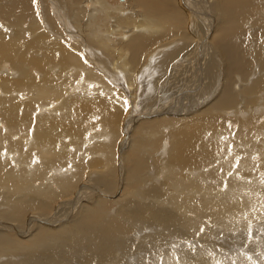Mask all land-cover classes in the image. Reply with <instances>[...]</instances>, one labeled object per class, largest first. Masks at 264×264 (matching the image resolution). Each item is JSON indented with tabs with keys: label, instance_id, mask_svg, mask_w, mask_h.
I'll return each mask as SVG.
<instances>
[{
	"label": "bare ground",
	"instance_id": "bare-ground-1",
	"mask_svg": "<svg viewBox=\"0 0 264 264\" xmlns=\"http://www.w3.org/2000/svg\"><path fill=\"white\" fill-rule=\"evenodd\" d=\"M11 15L18 36L0 32V264H30L23 249L38 264H68L74 246L89 250L84 264H264V0H0ZM150 95L118 156L123 113ZM149 166L146 179L165 174L205 202L174 196L176 212L161 209L156 185L136 199ZM90 191L94 203L79 205ZM58 211L78 216L36 214ZM218 215L223 231L248 233L189 241L201 217ZM40 222L60 230L24 240L21 224ZM146 229L188 242L141 248L154 238Z\"/></svg>",
	"mask_w": 264,
	"mask_h": 264
},
{
	"label": "rangeland",
	"instance_id": "rangeland-1",
	"mask_svg": "<svg viewBox=\"0 0 264 264\" xmlns=\"http://www.w3.org/2000/svg\"><path fill=\"white\" fill-rule=\"evenodd\" d=\"M209 1V4H211V2H212V0H208ZM51 6V5H50ZM178 7H179V5H178ZM139 10H140V7H137ZM180 8V7H179ZM141 11V10H140ZM263 15V13H262V11L260 12V15L258 14V15H256V16H258V17H260L261 18V16ZM2 18V19H1ZM255 19H257V18H255ZM259 19V18H258ZM3 20H5V21H3ZM15 22V18H14V15H11L10 17H8V18H3V17H1L0 16V22H2V23H0V32L2 31L3 33H4V35L5 34H7V37H9V38H13V37H17L18 36V34H17V32H15L14 31V27H12V26H14V24H10V23H12V22ZM10 22V23H9ZM5 24V25H4ZM10 25H11V27H10ZM255 25H257V24H254V26H253V28H255ZM3 27V28H2ZM256 28H257V26H256ZM3 29V30H2ZM5 30V31H4ZM127 33H129L130 32V30H128V31H126ZM134 32V31H133ZM126 33V34H127ZM127 36H129L128 34H127ZM128 38V37H127ZM178 45H176L175 47H177ZM163 49H165V48H163ZM167 53V51H163V50H161L160 52H159V55L161 56V55H165ZM150 58H156V56H155V53L154 54H152L151 55V57ZM15 61H18L17 59H15ZM152 96L150 95V96H147V97H145V99L142 101V102H140V105H138V108H137V105L136 106H134V105H132V107H131V105H130V107L128 108V110H126V113H123V115H122V118H121V124H120V130H121V137L124 139H122L121 137H120V139H119V143L120 144H118V148H117V150H118V152H117V154L119 153V150H122V149H124L126 146H127V142L128 143H130V141L137 135V133H136V131L134 132V128H135V126L138 124L137 122H139V120L140 119H138L135 123H134V128L131 126L127 131H126V123H128V126L129 125H131V124H133V122H132V120H131V118L133 117V113L134 112H132L134 109H136L137 110V113H139L140 115H141V113H142V107L148 102V100L151 98ZM126 98H129V97H127L126 96ZM148 99V100H147ZM188 107V106H187ZM127 116V117H126ZM130 116H132V117H130ZM150 117H152V116H150ZM153 117H155V116H153ZM125 118H126V120H125ZM129 121H131V122H129ZM124 120L126 121V122H124ZM128 121V122H127ZM139 126V125H138ZM139 128V127H138ZM137 130V129H136ZM132 134V135H131ZM126 138V139H125ZM128 139H130V140H128ZM121 140V141H120ZM124 141V142H123ZM126 141V142H125ZM121 142H123V146H122V143ZM120 146V147H119ZM122 146V147H121ZM120 148V149H119ZM118 156H121L120 154H118ZM118 158V159H117ZM116 158V161L117 160H119V158H121V157H117ZM148 162H150V160H148ZM120 163V162H119ZM151 163V162H150ZM152 164V163H151ZM93 172L91 173L92 175H93V178H94V184L95 185H99V183H98V177H99V173H98V171L97 170H93V169H91ZM151 171V168H150V166H149V168L147 167V168H145V171H144V173L142 174V175H140V176H138L139 178H140V181H137L138 180V178H131L130 177V175L129 176H127V182L129 181V182H131V183H135L136 181L137 182H139L138 183V185H139V188L141 189V191H140V195H138V197L136 198V199H141L142 198V195H141V192L142 191H146L149 187H152V186H154V185H156V186H158V187H160V190H161V194H162V199H163V202H161V203H159L158 205H159V207L161 208V209H166V210H169V211H171V212H176L175 210H173L172 209V207L170 206L171 205V203H170V201L172 200L171 198H173L174 196H177V198H189V197H192L195 201H197V204H202V203H204L205 202V200L203 199L202 200V196L200 195V193H204V192H190L188 189H186V188H184L183 186H179V185H168V184H166V175L165 174H162V176H161V174H160V178H158V181H151V180H148V179H151V177H149V175H150V173H151V175H153L152 174V171ZM150 172V173H149ZM90 174V175H91ZM127 174H129V173H127ZM94 175H96V176H94ZM143 175H145L144 177H143V180L141 179V177L143 176ZM120 175H117V178H118V180L120 179V177H119ZM97 177V178H96ZM128 177H130L131 179H129ZM146 178H148V179H146ZM97 179V180H96ZM90 180V179H89ZM92 180V179H91ZM90 180V181H91ZM146 180V181H145ZM97 181V182H96ZM133 181V182H132ZM145 181V182H144ZM121 182H123V181H121ZM120 182V183H121ZM140 184H141V186H140ZM244 188L246 189V191H247V194H250V190H249V188H246V186H244ZM178 189V190H177ZM3 190H7V189H3ZM226 190V188H225V185H220V186H218V187H216L213 191L214 192H223V191H225ZM118 191H119V189H118ZM91 192V191H90ZM179 192H181V195H179ZM93 192H91V193H89L86 197H83L82 198V200H81V203H79V205H82V204H89V201L92 203H94V197H92L93 195L95 196V194H92ZM121 193V192H120ZM92 194V195H91ZM85 195V194H84ZM103 194H100V195H97L98 196V198H95V201H97V199H100V198H103V196H102ZM119 193L117 194V196L115 195V197H119ZM141 196V197H140ZM107 197V196H106ZM250 198H253L252 197V195L250 194ZM69 199H70V197H69ZM233 202L234 203H236L238 200H242V198L240 197V196H238L237 194L233 197ZM5 201V197L3 196V198H2V201L0 200V204H3V202ZM2 202V203H1ZM61 202V201H60ZM252 203H254V201H251ZM142 203V202H141ZM168 204H170V205H168ZM78 207V205H75L74 206V208H77ZM1 209H4L3 207H0V210ZM60 210V209H59ZM75 212V211H74ZM78 213V212H77ZM77 213H72V214H70V213H68V214H66V213H61L60 214V212L58 211V213L57 214H55V212L54 213H48V214H42L41 212H38V213H36L38 216H42V217H46V216H49L50 218H53V217H60L61 219L62 218H64V217H67V216H69L70 215V217H68L67 219H69V220H74L77 216H78V214ZM72 217V218H71ZM224 218H225V215H218V216H216V217H210V216H203V217H201L200 218V221L202 222V224H201V228L199 229V230H197V232L199 233V232H202L201 233V235H200V237L199 238H194V240L193 239H189V241H191V242H194V244H196V243H199V242H207V241H210V242H214V243H216V244H231V243H233V242H236V237L238 236V235H240V234H242V233H244V234H247L248 233V231H245V232H240V231H223L221 228H219V226L220 225H223V220H224ZM229 218H231V216H229ZM65 219V218H64ZM237 221H240V222H244V223H246V219H244L243 218V216H241V217H238V219H236ZM56 224V223H55ZM55 224H53V225H47V224H45V223H42V222H40V225H31V231H28L26 228H24V226H23V224H21V232L22 233H24V232H26V234H22V236L23 237H27V238H25L24 240H27V239H30L31 238V233L32 232H36V231H38L39 229H40V227L39 226H46V227H48L49 229H53V230H60V225L59 226H57L56 228H52L51 226H56ZM61 224V223H60ZM247 224V223H246ZM135 225L136 226H142V224L139 222V221H136V223H135ZM263 226L264 225H262V223L261 224H259V226H258V228H260V227H262L263 228ZM177 229H178V227H177ZM261 229V228H260ZM146 232L147 233H149L150 234V236L151 237H154V238H151V239H148V241L147 242H145V243H143V245H141V248H147V249H152V248H155V247H159V251L160 252H167V251H169V250H171L172 248H176L175 247V245L173 244L174 242H178V241H180V245H178L179 247H177V249H181V247L183 246L182 244H185V242L187 241L188 242V240L186 239L187 237H181L180 239H176V237H174V238H172L171 236H167V237H165L163 240H157L156 238H155V235H153L151 232V229H146ZM254 234H256V232L255 231H252ZM259 232H263L264 233V229H263V231L262 230H260ZM3 233H5V231H2V230H0V235L1 234H3ZM261 233H259V234H261ZM262 233V234H263ZM141 236H145V233H143ZM137 237V238H135V240H140L142 237ZM129 237H131V236H129ZM252 235H250V238L252 239ZM50 238H51V236H48V237H46V238H44L43 240H42V242H48L50 245H53V246H55L56 244L55 243H53L51 240H50ZM196 239V240H195ZM258 239H260V240H264V234L261 236H258ZM145 240V239H144ZM253 240V239H252ZM223 241V242H222ZM183 242V243H182ZM59 243H61V244H63L64 243V239L63 238H61V240H60V242ZM259 244H261V242H259ZM191 245H193V244H191ZM190 245V246H191ZM87 248V247H86ZM86 248H77V247H71L70 248V251H71V254L69 255V258H68V264H84V259H83V255L84 254H86L87 252L89 253V250H87L86 251ZM202 249H204V250H206L207 252H209V250H210V247L209 246H205V247H202ZM6 251H8V250H6ZM79 251H81L80 252V254H79ZM84 251H86V253L84 252ZM24 252H25V249H23V250H19V251H16L15 253L17 254V257L18 258H25V257H29V259H30V264H38V260H35L32 256H29V255H23L24 254ZM7 254V253H6ZM7 257H10V256H8V255H6ZM164 258L165 257H162V258H157L156 260H155V262H158V261H164ZM47 264H56V262H51V263H47Z\"/></svg>",
	"mask_w": 264,
	"mask_h": 264
}]
</instances>
